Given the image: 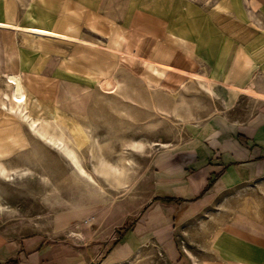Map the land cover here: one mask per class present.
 Segmentation results:
<instances>
[{"label": "rangeland", "instance_id": "1", "mask_svg": "<svg viewBox=\"0 0 264 264\" xmlns=\"http://www.w3.org/2000/svg\"><path fill=\"white\" fill-rule=\"evenodd\" d=\"M105 10L131 31L116 53L91 41L99 60L116 56L107 74L66 68L52 53L41 72L21 76L29 116L22 119L10 113L8 73L0 72V231L78 239L100 251L89 264H170L153 234L176 206L162 196L191 173L203 147L231 137L226 130L262 108L264 6L106 0ZM17 33L27 46L59 43ZM112 76L116 89L106 93L100 83ZM32 120L55 138L64 134L86 175L33 131Z\"/></svg>", "mask_w": 264, "mask_h": 264}, {"label": "crops", "instance_id": "2", "mask_svg": "<svg viewBox=\"0 0 264 264\" xmlns=\"http://www.w3.org/2000/svg\"><path fill=\"white\" fill-rule=\"evenodd\" d=\"M255 1L264 6V0ZM105 2L0 0V23L42 28L75 39L59 40L54 49L49 41L43 48L31 41L27 46L28 41L20 42L17 30L0 27V72L19 76L41 72L53 53L66 68L107 74L116 56L107 52L99 60L100 51L81 41L104 40L116 53L128 46L131 31L122 18L109 16ZM257 68L264 80V62ZM175 71L181 78V69ZM257 91L262 108L235 130H226L233 136L227 138L224 130L226 139L203 147L191 173L171 190L173 195L162 196L161 200L176 205L174 218H163L153 234L167 247L162 251L173 261L170 264H264V88ZM74 241L0 231V264H89L100 253Z\"/></svg>", "mask_w": 264, "mask_h": 264}, {"label": "bare ground", "instance_id": "3", "mask_svg": "<svg viewBox=\"0 0 264 264\" xmlns=\"http://www.w3.org/2000/svg\"><path fill=\"white\" fill-rule=\"evenodd\" d=\"M0 27L12 29V30L14 29V30H17V32L27 33V34L35 35L37 37H49V38H53V39L67 40V41H74L75 40L74 38L69 37L65 34L46 30V29H42V28L22 27L19 25L2 24V23H0ZM76 41H78V39ZM81 42L83 44L95 45L93 42L88 41L86 39L82 40ZM6 82L10 86V89H9L10 94L7 96L9 104H10V108H9L10 113H12L15 116L20 117L22 119H26V118L28 119L29 118L28 113L25 111L26 110V103H27V96H26V92H25L23 82L21 80V76H19L18 74H15V73H8L7 77H6ZM116 85H117L116 80L112 76L110 78L104 79L100 83V87H101L100 89H102L106 93H110V92L115 91ZM38 125H37V122L35 120H32V123L30 124V126L32 127L33 131L36 134H39L42 138H44L46 141H48L52 145L59 147V149H61L62 152H64L67 155L69 160L71 162H73V165L76 166L78 171L81 172L82 174L86 175L87 172H85V170L81 167V165L78 164V160L76 158V154L74 152V149L71 146H69L68 143H66L62 139L63 137H61V136H63L64 134L60 135V138H59V136L57 138H55V137H53L54 135L52 136V133L45 131L46 129H44V127L38 128ZM4 173H5V168L0 163V175L5 178Z\"/></svg>", "mask_w": 264, "mask_h": 264}]
</instances>
